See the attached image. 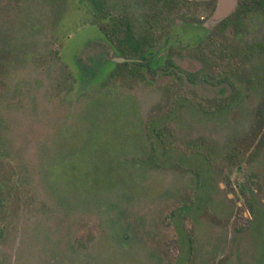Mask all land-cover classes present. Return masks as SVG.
Instances as JSON below:
<instances>
[{
    "label": "rangeland",
    "instance_id": "obj_1",
    "mask_svg": "<svg viewBox=\"0 0 264 264\" xmlns=\"http://www.w3.org/2000/svg\"><path fill=\"white\" fill-rule=\"evenodd\" d=\"M100 1L136 37L156 13L154 0ZM215 9L192 29L175 13L154 24L181 79L129 78L111 75L119 56L89 0H0V264H264V14L224 30L231 65H243L232 106L163 114L167 87L203 104L231 93L185 77L203 69L194 35L215 26ZM186 144L207 146L212 166ZM190 196L201 207L171 219Z\"/></svg>",
    "mask_w": 264,
    "mask_h": 264
},
{
    "label": "trees",
    "instance_id": "obj_2",
    "mask_svg": "<svg viewBox=\"0 0 264 264\" xmlns=\"http://www.w3.org/2000/svg\"><path fill=\"white\" fill-rule=\"evenodd\" d=\"M89 1L92 4L93 17L99 20V31L112 46L117 55L124 59L122 62L112 61L114 68L111 75L124 73V76L129 78H144V73L162 71L177 74V78L181 79L180 74L182 71L170 60L168 52L167 60H164L166 59L165 55L157 50L160 38L158 36V30H155L154 24L157 22L162 23L166 20L165 17H167L168 21L169 16L175 13L178 14L182 22L192 29L193 27L191 26H194L200 17L208 15L215 6V0L203 1L206 6L200 10H198L196 6L190 5L194 4L196 2L195 0H154L156 13L152 16V23H149V27L143 35L136 37L125 17L105 15L100 0ZM256 13L264 14V0H237V5L232 13L217 22L211 30L207 31L203 29V34L194 35L198 43L197 46L199 47L197 50L198 58L203 62V69L197 73L185 74L186 79L191 82L197 79L208 82H226L231 87L230 95L203 104L192 98V96L179 87H167V95L165 98V106L167 109L163 112L164 116L170 114V111H172L175 105H181L189 101H193L199 110L206 114L226 110L234 104L238 95L237 83L239 82V78L241 79L243 65H231L230 60L236 58L237 52L227 47L224 30L228 25L237 28L242 24L245 17ZM170 43V38L168 39L167 37V45ZM163 61L166 62L165 65L161 64ZM156 119L157 117L152 118L148 126L152 128V131L156 135H160L161 129L152 125V122ZM163 130L167 133L170 132V128L167 125L163 127ZM164 143V151L174 148L175 146L171 140ZM180 148L184 151L186 157L202 156L207 166H212L213 157L206 152L208 149L207 146L202 144H186L182 145ZM239 157L240 155L232 153L228 158L233 165H237ZM191 169L196 173L198 185L202 186L203 183L200 179L201 171H199L197 166ZM204 171L205 170H203V173ZM240 189L250 192L247 184L246 186L245 184L242 185ZM200 202L195 204V199L192 196L186 198L183 202L174 207L170 213V218L172 219L176 215L182 217L188 216L194 204L197 206V209L201 207L202 202ZM1 206L2 200L0 198V208ZM248 208L250 209V206H248Z\"/></svg>",
    "mask_w": 264,
    "mask_h": 264
},
{
    "label": "water",
    "instance_id": "obj_3",
    "mask_svg": "<svg viewBox=\"0 0 264 264\" xmlns=\"http://www.w3.org/2000/svg\"><path fill=\"white\" fill-rule=\"evenodd\" d=\"M235 7V0H216V9L210 20L215 23L219 22L221 19L232 13ZM112 60L115 62H122L124 59L121 57H114Z\"/></svg>",
    "mask_w": 264,
    "mask_h": 264
},
{
    "label": "flooded vegetation",
    "instance_id": "obj_4",
    "mask_svg": "<svg viewBox=\"0 0 264 264\" xmlns=\"http://www.w3.org/2000/svg\"><path fill=\"white\" fill-rule=\"evenodd\" d=\"M247 185L249 186L250 192H246L245 190H243V191L241 190V191H242V194H243V195H247V198H249V199L247 200V205L249 206V204L252 202L251 199H250L251 190H252L251 181H249V182L247 183ZM248 210H249V208H248Z\"/></svg>",
    "mask_w": 264,
    "mask_h": 264
}]
</instances>
